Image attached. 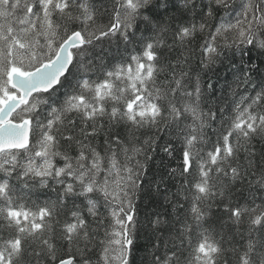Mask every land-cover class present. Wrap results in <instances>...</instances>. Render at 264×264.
<instances>
[{
	"label": "snow or ice",
	"instance_id": "6c2138e0",
	"mask_svg": "<svg viewBox=\"0 0 264 264\" xmlns=\"http://www.w3.org/2000/svg\"><path fill=\"white\" fill-rule=\"evenodd\" d=\"M142 228L148 264H264V0H0V264H135Z\"/></svg>",
	"mask_w": 264,
	"mask_h": 264
},
{
	"label": "trees",
	"instance_id": "16d2710c",
	"mask_svg": "<svg viewBox=\"0 0 264 264\" xmlns=\"http://www.w3.org/2000/svg\"><path fill=\"white\" fill-rule=\"evenodd\" d=\"M105 47L110 53L108 58L111 59V53H114L115 49L107 45V43L105 44ZM97 51H99V49H97ZM228 55L231 54L229 53ZM253 55L255 57V54ZM254 62L259 63V61L255 59ZM207 75L211 77V82L214 84L216 89V95L231 94L230 85L234 86L233 81L235 80V77L232 75L230 64L227 59H222L216 65L212 66V68L208 70ZM205 79L207 80V76ZM249 91H252V89L249 88ZM177 163L178 160L172 159L162 151L158 150L153 156L152 160L148 162V179H158L166 172L168 167H175ZM235 195L243 199L248 195L247 187H245V189L242 191L236 192ZM161 202L162 196H156L155 194H149L146 192L137 204L139 218L143 221L146 214L151 213L154 209H157ZM138 237V242L133 252L135 264H148V262L151 260V244L147 238L146 228L141 229V231L138 233Z\"/></svg>",
	"mask_w": 264,
	"mask_h": 264
}]
</instances>
